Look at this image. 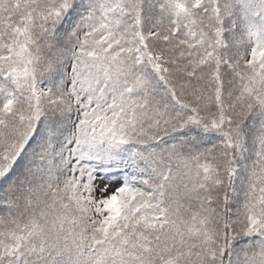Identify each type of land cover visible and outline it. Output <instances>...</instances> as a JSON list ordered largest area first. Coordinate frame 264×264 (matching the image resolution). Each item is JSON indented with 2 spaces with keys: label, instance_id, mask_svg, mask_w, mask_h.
<instances>
[{
  "label": "snow or ice",
  "instance_id": "6c2138e0",
  "mask_svg": "<svg viewBox=\"0 0 264 264\" xmlns=\"http://www.w3.org/2000/svg\"><path fill=\"white\" fill-rule=\"evenodd\" d=\"M0 264H264V0H0Z\"/></svg>",
  "mask_w": 264,
  "mask_h": 264
}]
</instances>
